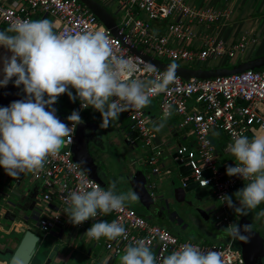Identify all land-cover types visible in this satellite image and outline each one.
I'll use <instances>...</instances> for the list:
<instances>
[{
  "label": "built area",
  "instance_id": "obj_1",
  "mask_svg": "<svg viewBox=\"0 0 264 264\" xmlns=\"http://www.w3.org/2000/svg\"><path fill=\"white\" fill-rule=\"evenodd\" d=\"M121 21L117 24L118 34L107 29L79 0H0V29H7L17 19L47 20L52 19L57 34L74 35L86 31L103 30L109 36L114 53L130 59L136 70L131 77L141 80L155 79L163 70L144 62L131 53L132 48L144 52L168 63H181L187 67L204 65L207 62L224 65L237 55H242L248 48V40L242 38L239 43L227 44L217 37L201 33L196 35V26H211L228 18L227 12L212 7L196 8L186 0H121ZM154 23L165 25L161 32L154 30ZM151 66L154 72H147ZM176 76L165 92L154 94L159 117L171 109L170 117L178 119V128L193 137L192 145L179 146L173 160L188 168L190 175L185 177L182 187L195 183L199 189H210L217 202L213 213L215 225L226 228L233 225L232 209L219 201L222 195L232 196L234 191L244 186L238 176L229 177L226 169L234 166L235 160L228 150L233 142V132H240L250 140L256 133L264 134V68L258 71L247 70L224 77L201 80L191 78L187 81ZM80 116L87 109H81L77 100ZM169 117V118H170ZM120 120L128 121L126 142L132 147L141 146L147 150L145 165L151 169L147 176L149 190L154 188L151 176L166 177L169 170L161 164L162 151L155 143L152 118L148 107L141 111L129 110L120 115ZM71 127V124H69ZM73 141L56 159H50L45 169L38 174H21L17 179V188L24 178L28 179L33 194L37 229L44 236L56 230H69L73 240L88 242L86 256L92 263L100 264L101 257H110L109 262L121 256L129 245L145 241L153 250L158 261L184 243L198 245L204 251L221 254L222 264H245L243 256L234 247L232 237L224 244H206L184 241L170 234L164 228L150 224L143 216L127 206L119 212L98 215L95 219L74 226L64 214L68 207L66 198L80 184L79 172L83 171L73 159ZM227 138L223 153L229 158L220 164L216 152L215 140ZM211 159V161H209ZM3 178L10 179L1 168ZM0 170V171H1ZM86 179L99 185L85 173ZM207 185L205 186V182ZM88 185H85L87 187ZM100 186V185H99ZM101 187V186H100ZM102 188V187H101ZM117 221L126 230V238L115 240L101 238L90 239L85 233L97 221ZM100 249L99 251H96ZM105 254L104 255H102Z\"/></svg>",
  "mask_w": 264,
  "mask_h": 264
},
{
  "label": "clouds",
  "instance_id": "obj_2",
  "mask_svg": "<svg viewBox=\"0 0 264 264\" xmlns=\"http://www.w3.org/2000/svg\"><path fill=\"white\" fill-rule=\"evenodd\" d=\"M0 48L10 53L0 56L3 77L0 88L13 82L14 87L22 88L24 96L0 107V168L13 180L21 174L44 171L49 160L58 158L61 150L73 141L76 126L84 123L75 110L67 117L68 123L60 121L53 107L58 97L66 94L72 102L79 100L81 109L92 108L101 116L100 128L107 129L112 122L119 121L122 113L148 107L154 94L165 92L174 83L178 67L170 64L155 79L122 80V76H132L136 65L114 53L106 32L57 34L49 20H15L5 31H0ZM145 70L155 71L151 66ZM170 115L169 106L161 123L152 129L145 128V132L160 131ZM232 136L228 150L235 163L226 169V175L238 176L248 183L233 194L235 200L225 194L219 201L236 216H247L264 203V134L251 140L240 132H233ZM78 174L80 184L66 198L68 207L64 211L74 226L100 214L119 212L128 202L139 199L134 189L117 192L115 182L104 189L87 180L84 171ZM204 182L206 186L207 181ZM224 230L244 243L250 239L248 225L233 224ZM85 235L96 241L101 238L111 241L126 238V230L115 220L97 221ZM110 259L104 258L102 264H109ZM120 264H222V260L218 252L184 243L158 261L152 248L140 240L124 249Z\"/></svg>",
  "mask_w": 264,
  "mask_h": 264
},
{
  "label": "water",
  "instance_id": "obj_3",
  "mask_svg": "<svg viewBox=\"0 0 264 264\" xmlns=\"http://www.w3.org/2000/svg\"><path fill=\"white\" fill-rule=\"evenodd\" d=\"M88 10L109 30L113 32L114 35L118 34L117 21L116 18L108 12V10L98 1V0H79ZM131 53L144 62L149 63L158 69L165 71L168 66L172 63H168L159 58L154 57L151 54L144 52L140 48L130 49ZM178 67L176 69L175 75L181 77L183 80L187 81L191 78L207 80L217 77H224L232 74L242 73L247 70L258 71L264 68V54L248 59L238 64H233L230 66L214 67V68H195L187 67L185 65L176 64ZM24 98L22 88H17L13 86V82H10L7 87L0 90V107H6L14 101L22 100ZM54 109L55 106L53 105ZM56 115V113H55ZM58 119V117L56 115ZM97 123V124H96ZM99 126L98 119L94 115L92 123L78 125L77 133L75 137V145L72 150L73 159L79 164L81 169L95 182H97L102 188L103 186V176L100 173L98 164L94 161L89 152V145L91 143L90 134L92 129L90 127ZM156 145H161V141L158 136L155 137ZM179 147V146H178ZM175 154L173 155V158ZM179 165V173L183 179L190 175L188 168ZM8 180V179H7ZM7 180L0 179V185L3 186ZM181 186L177 187L173 181L171 192L173 195L172 203L175 204H186L192 208H198L200 206V201L196 202L190 198V194L197 188L195 183H189L186 188ZM131 189H134L139 195V201L141 207L146 211H149L151 207H155L157 210L156 202L161 203L165 198V195L170 194V192L165 191L162 197H154L152 191L148 187L147 171L143 166L136 169L133 177L130 181ZM179 188V189H178ZM18 188H13L10 193H3L0 190V197H2V202H0V224L2 226L8 225L9 231L0 228V252L4 253L2 256L5 258V263L10 261V264H34L37 258H41L45 254V250H40L42 238L33 231L30 227L35 221L33 218L21 214H17L15 210L20 207L23 209V202H21V197L18 195ZM12 199L15 201L12 202ZM24 200V199H23ZM169 203L164 202L162 210H169ZM177 215V213H175ZM22 222V226L17 227V222ZM3 222V223H2ZM241 227L248 225L250 232V239L247 243H244L238 239H233L238 249L240 250L245 264H264V238L262 234L257 230L252 222L246 218H242L239 223ZM38 255V256H37ZM1 256V255H0ZM36 257V258H35ZM51 259H47L44 264H50ZM96 264V263H89Z\"/></svg>",
  "mask_w": 264,
  "mask_h": 264
},
{
  "label": "rangeland",
  "instance_id": "obj_4",
  "mask_svg": "<svg viewBox=\"0 0 264 264\" xmlns=\"http://www.w3.org/2000/svg\"><path fill=\"white\" fill-rule=\"evenodd\" d=\"M201 0H199V3ZM50 22H52V19L47 18ZM240 56L237 55L234 59L229 60L227 63L224 64V66H230L233 64H238L240 60ZM163 60V59H161ZM165 61V60H163ZM179 65H184L181 63H178ZM219 65L218 63H212L207 62L204 65L194 66L197 67H212V65ZM216 65V66H217ZM193 68V67H192ZM73 93V92H72ZM151 104L155 106L157 109V104L155 101H152ZM56 107L60 112H63V117L68 123L67 117L75 110L77 111V105L78 102H72L69 100L68 95H61L58 97L57 102L55 103ZM94 115L98 119L99 126L101 124V116L98 112L93 110L92 108H89L88 110H85L82 115L81 119L84 121L83 124H89L93 118ZM154 116L157 118L156 122L152 124V127H157L161 121L162 118L159 117V112H154ZM171 120L168 118L164 124V127L160 131H155V134L162 140L163 144L160 146V151H162L163 155L161 156V164L165 165V169L169 170L170 172L166 177L161 178V180L158 181V179L154 176L151 179H153L152 182H154L157 186L159 185H166L169 189L170 194L165 195V198L162 200L161 203L156 202L159 205L164 204V202H167L169 198L173 199V195L171 192L172 188V182L174 181L177 187L181 186L182 178L179 173V165L173 160V155L175 153L176 147L174 144V140L168 135V131L165 128V125L167 123H170ZM173 124V123H171ZM178 125V121L176 126ZM128 121L123 120L120 122L114 121L107 129H101L99 127V136L102 140L100 145V153L97 157L99 166L101 168V172L103 175V186L104 189H107L109 185L112 182L116 183V191L117 192H127L129 190H132L130 187V181L133 177L136 169L140 166L146 167L144 164V160L146 157L147 150L140 145L137 147H131L128 146L125 139V134L127 131ZM189 142V141H188ZM182 143L187 144L186 141H182ZM63 150V149H62ZM61 150V151H62ZM148 173H151V169L149 167L145 168ZM1 170V169H0ZM4 175L3 171H0V176ZM19 179V178H18ZM17 179L13 180L10 178L5 183H3V186L0 185V190H2L3 193L7 194L10 193L11 190L15 187L17 188ZM31 183L28 179L23 180L22 184L19 186V189H21L22 192H27L28 189L31 187ZM159 188V187H158ZM179 189V188H178ZM157 195V198L162 197L163 195L160 194V189L157 190L155 193ZM192 197V200H195L196 202L200 201V206L198 208H193L187 206L186 204H175L172 203L170 205V211L172 213H175L178 209L185 214L189 216H193V220L186 221L187 231L182 235L184 240H191L198 243H207V244H222L228 240H230L231 236L227 231L224 229L225 226L220 227V229H217L214 222V217L212 216L211 212L209 211L211 207L215 208L217 207V202L215 201V198L210 194L209 191L196 188L192 193L190 194V198ZM171 199V200H172ZM12 202L15 203L14 200L9 199ZM199 200V201H198ZM173 201V200H172ZM0 202H2V197H0ZM29 202V199H28ZM35 203L31 202L29 205V208H23L20 209L17 208L15 212L17 214L25 215V216H31L32 211L35 208ZM129 208L134 209L135 211L142 213V207L140 205V201H130L126 204ZM254 212H257V209L251 211L249 213L248 218H251L254 216ZM259 212V211H258ZM143 214V213H142ZM231 214L234 218L237 217L234 213V211H231ZM145 216V214H144ZM167 218L164 217L163 220H159L158 222L150 221V224L153 225H159L162 228H166L167 226ZM40 237L42 238L41 242V249L45 250L47 252H51L54 255H66L70 253H74L75 251H78V254H83L87 251L88 248V242L83 240H72L71 243H68L67 240L58 241L56 240L52 235L44 236L41 232H39ZM264 237V234L261 233ZM234 247H237V245L234 242ZM100 249H97L96 251H99ZM38 256V255H37ZM120 257L118 256L115 260L114 264H120ZM36 258V257H35Z\"/></svg>",
  "mask_w": 264,
  "mask_h": 264
},
{
  "label": "crops",
  "instance_id": "obj_5",
  "mask_svg": "<svg viewBox=\"0 0 264 264\" xmlns=\"http://www.w3.org/2000/svg\"><path fill=\"white\" fill-rule=\"evenodd\" d=\"M98 1L108 10V12H110L116 18V21H117L116 23L118 24L121 21V17H122V15L120 13V6H119L121 0H98ZM186 1H187L188 5H190L192 7H196V8L212 7V8H216V9H222L223 11H226L227 15H228L227 16L228 18H222V20L220 22L216 23L215 25L196 26L194 28V33H196V35H200L201 33L204 32L206 34L213 35V36L217 37L218 39L225 41L227 44H236V43H239L242 38H246V40H248V42H249L248 48L244 54L239 55L241 58L239 60V63L264 54V0H201L200 3H199V0H186ZM164 27H165V25H159L157 23H154V30L155 31L161 32L164 29ZM216 65H212V67H208V68H214V67L218 68V67L224 66V65H221L220 63H219V65H217V66ZM197 68H199V67H197ZM200 68L208 69L207 67L204 68L202 66ZM14 79L15 78H13V80ZM1 89L2 88H0V90ZM72 92L74 95L75 90H72ZM148 111L151 115L152 124H153L154 122H156V119H157L154 116V112L157 111V113H158V110L155 108V106L153 104L150 103V105L148 106ZM169 119L171 120V122L167 123L165 125V128L168 131V135H170V137L174 140L175 147L177 148L178 146H182V145L183 146L192 145L193 137L188 135L185 131L180 130L178 128V125L176 126L178 119L176 117H170ZM122 121L123 120H120V122H122ZM171 123H173V124H171ZM172 130H174V132H175L174 136H171V134H170V132ZM123 133L125 134V139H126V135L128 133V126H127L126 133L125 132H123ZM154 133H155V131H154ZM258 134H261V133H259V132L256 133V135H258ZM160 141H161V145H162L163 142L161 139H160ZM182 141H186L187 144L182 143ZM217 142H220V141L215 140V143H217ZM161 145H159V147ZM128 146H130V145H128ZM216 152H217L218 160L221 164H223L229 160V158L223 153V150L221 152L222 153L221 155L218 152L217 148H216ZM162 155H163V153H162ZM224 158H226V159H224ZM147 167L148 166H146L144 168H147ZM99 170H100V173L102 175L101 168H99ZM148 171L149 170H147V176L150 175L148 173ZM152 177L153 176H151V178ZM151 178H150V182H151V184H154V188L150 191H152L154 197H157V195L155 193L157 192L158 189H160L161 195H163V193L165 191L169 192V189L167 188L166 185L157 186L154 182H152L153 179H151ZM156 178L159 181L163 177H156ZM5 180H7V179H5ZM243 187L244 186L239 187L236 191H238L239 189H241ZM19 190L20 191H19L18 195L21 197L20 201L23 202V204H25V202H28V199H29L28 203H31L32 193L30 192V190H28L27 192H22L21 189H19ZM203 190L209 191L210 194L212 195L210 189H203ZM236 191H234V193ZM233 194H232L233 200H235V197ZM168 203H169V206L172 205L171 198L168 199ZM162 205L164 206V204H162ZM215 209H216V207L215 208L211 207V209L209 210L212 213V216H213ZM263 210H264V203H262L261 205H259L257 207V212H256L257 215H260V213ZM136 212L138 214H140L141 216H143L148 222H150V221L158 222L159 221V220L152 219L150 217H146L141 212H138V211H136ZM32 213L35 214V210H33ZM256 213L254 212V215ZM260 216L264 217V215H260ZM214 222H215V220H214ZM17 223H18L16 225L17 227L22 226L21 221L17 222ZM157 226H159V225H157ZM216 228L220 229L217 226H216ZM164 229L167 230L173 236H176L181 240H184L182 235L184 233H186V231H187L185 229L184 231H182L183 233L177 234L176 230L170 228L169 226H166V228H164ZM51 235L58 241L67 240L68 243H71V241L73 240V237L71 236L69 230H56ZM184 241H191V240H184ZM192 242H195V241H192ZM226 242H224V243H226ZM224 243H222V244H224ZM43 252H44V250H43ZM102 255L105 256V254H103V253H102ZM44 258L51 259L50 264H89V263H91V259L86 256V252H84L82 255L78 254V251H75L74 253L66 254L63 256H61V255L56 256L53 253H51V252L49 253L46 251L44 256H42L37 261L35 260L34 264H44L43 263ZM104 258H103V256L101 257L102 261L104 260ZM116 258L112 259L109 262V264H114ZM0 262H5V258L3 256H0ZM100 264H102V262H100Z\"/></svg>",
  "mask_w": 264,
  "mask_h": 264
},
{
  "label": "flooded vegetation",
  "instance_id": "obj_6",
  "mask_svg": "<svg viewBox=\"0 0 264 264\" xmlns=\"http://www.w3.org/2000/svg\"><path fill=\"white\" fill-rule=\"evenodd\" d=\"M54 106H55L56 115L58 117H60L59 120L64 122V123H67L66 120L63 117V112H60L55 104H54ZM90 123H92V121ZM90 129H92L93 132H91V134H90L91 135L90 136L91 143L89 145V152H90V155L92 156V158L94 159V161L99 166L97 157H98V155L100 153V148L99 147H100L101 142H102V140L100 139V136H99V127L98 126H96V128L95 127H92V128L90 127ZM170 134H171V136H174L175 135L174 130H172L170 132ZM99 168H100V166H99ZM0 179H3V175L0 176ZM31 196H32L31 197V202H33L32 201L33 200V194ZM30 204L31 203L25 202V204H23V208H27L28 209ZM162 207H163V205H159V207H157V210H156L155 207H151L149 211H146L142 207V213H143V215L145 214L146 217H150V218L155 219V220H163L164 217H166L168 219L167 220V226H169L170 228L176 230L177 234L183 233L182 231L187 229L188 225L186 224V221L193 220V216L192 215L189 216V215L185 214L184 212L180 211L179 209L175 212V213H177V215H175V213H172L170 211V208H169V210L166 211V210H162ZM30 217L35 220L32 223V226H30V227L33 229L34 232H36L39 235L38 229H37V222H36L37 216H36V214L32 213ZM242 218L248 219L250 222H252L254 224V226L257 228V230L260 233L264 234V217H261L260 215H257V213H256L251 218H248V216H237V217L234 218V214H233V216H232L233 224H238L239 221ZM8 225L2 226L0 224V228L5 229V231L8 232L9 231ZM3 254L4 253H2V251H1L0 255L2 256ZM46 261H47V258H44V262L43 263H45Z\"/></svg>",
  "mask_w": 264,
  "mask_h": 264
},
{
  "label": "trees",
  "instance_id": "obj_7",
  "mask_svg": "<svg viewBox=\"0 0 264 264\" xmlns=\"http://www.w3.org/2000/svg\"><path fill=\"white\" fill-rule=\"evenodd\" d=\"M5 30H6L5 28H1V29H0V31H5ZM218 141H219V140H218ZM226 142H227V138H225V137H221V141L215 143V146H216L218 152L220 153V155L222 154L221 152H222V150L224 149V147H225V145H226ZM224 159H226V158H224ZM220 164H221V163H220ZM263 211H264V210H263ZM38 259H40V258H37L36 261H37ZM34 263H35V261H34Z\"/></svg>",
  "mask_w": 264,
  "mask_h": 264
},
{
  "label": "bare ground",
  "instance_id": "obj_8",
  "mask_svg": "<svg viewBox=\"0 0 264 264\" xmlns=\"http://www.w3.org/2000/svg\"><path fill=\"white\" fill-rule=\"evenodd\" d=\"M10 55V53H7L5 49L0 48V56H7ZM2 75H0V79H2Z\"/></svg>",
  "mask_w": 264,
  "mask_h": 264
}]
</instances>
